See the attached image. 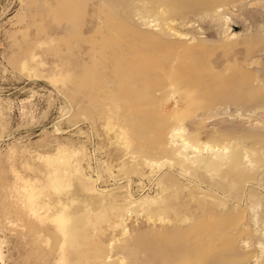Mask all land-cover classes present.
I'll return each mask as SVG.
<instances>
[{
	"label": "rangeland",
	"instance_id": "obj_1",
	"mask_svg": "<svg viewBox=\"0 0 264 264\" xmlns=\"http://www.w3.org/2000/svg\"><path fill=\"white\" fill-rule=\"evenodd\" d=\"M263 216L264 0H0V264H264Z\"/></svg>",
	"mask_w": 264,
	"mask_h": 264
},
{
	"label": "bare ground",
	"instance_id": "obj_2",
	"mask_svg": "<svg viewBox=\"0 0 264 264\" xmlns=\"http://www.w3.org/2000/svg\"><path fill=\"white\" fill-rule=\"evenodd\" d=\"M173 77H174V75H172L171 79ZM173 81L175 82V80H173ZM57 221H58L59 225L61 226V228L63 229L65 227L64 226L65 223H64V220L61 221L59 215L57 216ZM230 221L231 220H229L228 218L222 220V222H220L219 224L217 223V224H215L213 226V230L212 231L215 230V231L218 232V231H221V230H225L227 228L229 229V225L231 226V222ZM232 226H233V224H232ZM73 231L74 230H72L70 234L67 231V233L70 236L69 238L72 237ZM71 240H73V239H71ZM71 240H69V242H71ZM215 240H212L210 243H207V244H205V242H201L200 243V246L198 247L199 252H198V255H197L198 256L197 257L198 261H202V264H239L237 262H232V261L224 262L225 258L231 257V256H235L234 252L232 250H229L230 245H228V246H226L225 244L224 245H220L221 248H217L216 247L217 249H215L214 253L208 255L205 252V250H206L205 248L208 245H210V246L214 245L215 246ZM64 241H65V237H64ZM217 241H219V240H217ZM162 247H156V245H155V247L151 251L148 252L149 254L153 255L152 257H154L153 260H152L153 264H168L169 260L171 259V257L173 258V255L168 253V251H166ZM65 252H67V251H65ZM176 253L178 254V252H176ZM89 254L90 253H88V248L85 247V245H84V247L81 246L80 243L78 242L77 245H76V250H75L74 254L69 256V257H65L64 261H62L60 264H87L86 262H84V260H88L89 261V259H88ZM86 256H88V257H86ZM177 258H175V259H177ZM217 258H220V259L217 260ZM242 260H245V258L242 259ZM90 264H92V262H90Z\"/></svg>",
	"mask_w": 264,
	"mask_h": 264
}]
</instances>
